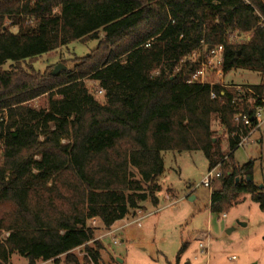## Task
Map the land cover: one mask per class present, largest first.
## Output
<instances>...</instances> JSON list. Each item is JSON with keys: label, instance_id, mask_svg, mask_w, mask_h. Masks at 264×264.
<instances>
[{"label": "trees", "instance_id": "obj_1", "mask_svg": "<svg viewBox=\"0 0 264 264\" xmlns=\"http://www.w3.org/2000/svg\"><path fill=\"white\" fill-rule=\"evenodd\" d=\"M263 19L264 0H0V264L14 254L29 264H101L105 247L89 222L110 228L148 199L158 206L164 151H202L216 168L227 157L217 119L231 156L241 140L234 117L252 111L232 102L234 88L189 82L198 66L186 60L223 45L226 76L258 72L263 82L252 86L263 92ZM233 33L251 37L232 41ZM90 39L99 43L75 70L32 66ZM43 96L48 108L30 105ZM230 167L211 193L212 212L245 194L264 211L254 161Z\"/></svg>", "mask_w": 264, "mask_h": 264}, {"label": "rangeland", "instance_id": "obj_2", "mask_svg": "<svg viewBox=\"0 0 264 264\" xmlns=\"http://www.w3.org/2000/svg\"><path fill=\"white\" fill-rule=\"evenodd\" d=\"M12 30L17 31V27H12ZM100 35L103 37L104 34ZM98 43V39L73 41L56 51L38 56L32 66L40 72L47 69L52 72L63 63L67 69L75 70L80 57L88 55ZM11 64L9 61L4 68L8 69ZM22 64L26 67L30 65V60ZM215 79L210 76V80ZM262 82L263 76L258 72L239 69L231 71L224 83L252 86ZM87 84L94 91L99 89L93 81ZM96 96L103 99L101 94ZM30 105L38 109L48 108V96L40 97ZM213 129L227 153L225 160L217 166V172L223 176L232 164L243 165L253 160L254 182L257 185L264 183V128L257 130L251 142L236 149L231 156L228 136L217 119L213 122ZM163 157L165 170L157 180L161 186L157 192L160 198L158 206L148 199L142 203V210L117 221L110 228L98 219L89 222L97 228V238L105 247L101 264L119 259L123 261L122 264H264V212L260 205L250 195H242L240 202L225 208L227 217L223 218V212L211 210V193L221 188L220 178L210 188L202 183L209 170L204 152L169 150L163 152ZM192 196L194 200H191ZM206 232L209 233V252L206 247H200L203 242L201 238ZM185 244L187 246L182 252ZM74 253L83 260L84 247L76 249ZM11 264L29 262L27 258L14 254ZM37 264L66 263L62 257L58 263L50 260L38 261Z\"/></svg>", "mask_w": 264, "mask_h": 264}, {"label": "built area", "instance_id": "obj_3", "mask_svg": "<svg viewBox=\"0 0 264 264\" xmlns=\"http://www.w3.org/2000/svg\"><path fill=\"white\" fill-rule=\"evenodd\" d=\"M261 24L264 25V19L261 21ZM250 34H238L233 33L230 36L232 41L242 42L250 39ZM150 41L146 43V46H150ZM206 46L203 50L194 51L189 58L186 60L191 64L198 66L196 71L192 74L189 82H198L203 84H219L227 88L235 89V96L233 97L232 102L234 104H239L240 106H245L252 111V116L250 117L247 111H239L234 120L237 123V130L232 136L239 135L241 140L238 143V147H243L251 142L252 135L262 128H264V91L254 88L251 85H240V84H227L225 82V72H224V46L218 45L209 48ZM214 76L215 80H210V76ZM98 94L103 95L104 90L98 89ZM212 98H216L217 95L212 92ZM247 128V134L244 133V129ZM221 177V172H217V167L208 170L205 175L202 183L206 187H211L212 183ZM223 218L227 217V214L224 212L222 214ZM209 238L208 234H204L201 238L203 242L200 243V247L205 248L209 252ZM206 242V244L204 243ZM208 245V246H207ZM235 259V257H233Z\"/></svg>", "mask_w": 264, "mask_h": 264}, {"label": "water", "instance_id": "obj_4", "mask_svg": "<svg viewBox=\"0 0 264 264\" xmlns=\"http://www.w3.org/2000/svg\"><path fill=\"white\" fill-rule=\"evenodd\" d=\"M209 48L211 49V48H213V46H210ZM67 68H68V67H67L66 65H64L63 63H60L59 65H57V66L54 68V70L52 71V74H53V75H57V74H59L61 71H65V70H67ZM237 181H239V178H237ZM260 187L263 188L264 185H260ZM194 198H195V197L192 196V197H191V200H194ZM242 224H243V225H246L245 223H242ZM119 261H122V260L119 259Z\"/></svg>", "mask_w": 264, "mask_h": 264}, {"label": "crops", "instance_id": "obj_5", "mask_svg": "<svg viewBox=\"0 0 264 264\" xmlns=\"http://www.w3.org/2000/svg\"><path fill=\"white\" fill-rule=\"evenodd\" d=\"M259 185V184H258ZM260 185H263V183H261ZM195 199V198H194ZM159 204H160V198H159ZM158 204V205H159ZM146 208V207H145ZM264 212V211H263ZM122 220H124V219H122ZM98 221H100L99 219H98ZM121 221V220H120ZM115 225V224H114ZM204 234H207V232L206 233H204ZM209 234V233H208ZM204 236V235H203ZM196 237H198V236H196ZM119 261V260H118ZM119 263H123V261H119Z\"/></svg>", "mask_w": 264, "mask_h": 264}]
</instances>
